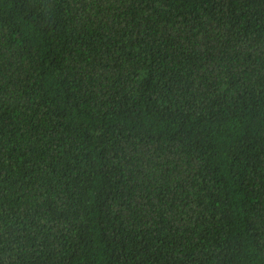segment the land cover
Here are the masks:
<instances>
[{"label": "trees", "instance_id": "trees-1", "mask_svg": "<svg viewBox=\"0 0 264 264\" xmlns=\"http://www.w3.org/2000/svg\"><path fill=\"white\" fill-rule=\"evenodd\" d=\"M0 264H264V0H0Z\"/></svg>", "mask_w": 264, "mask_h": 264}]
</instances>
